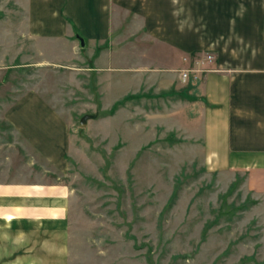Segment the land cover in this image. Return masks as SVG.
Wrapping results in <instances>:
<instances>
[{
	"label": "crops",
	"instance_id": "crops-1",
	"mask_svg": "<svg viewBox=\"0 0 264 264\" xmlns=\"http://www.w3.org/2000/svg\"><path fill=\"white\" fill-rule=\"evenodd\" d=\"M9 2L0 8V72L22 65L40 77L46 64L83 58L115 101L181 94L165 100L166 127L208 167L247 171L249 188L264 192V0ZM46 89L38 81L0 106L33 157L23 166L0 144V264H70L75 191L48 171L66 173L76 139Z\"/></svg>",
	"mask_w": 264,
	"mask_h": 264
},
{
	"label": "rangeland",
	"instance_id": "rangeland-1",
	"mask_svg": "<svg viewBox=\"0 0 264 264\" xmlns=\"http://www.w3.org/2000/svg\"><path fill=\"white\" fill-rule=\"evenodd\" d=\"M11 6L0 0L1 9ZM79 59L46 64L40 77L22 65L0 72V106L44 81L71 124L74 159L66 173L48 171L75 191L70 264H264V192L249 188L247 171L229 177L208 167L196 146L166 127L165 100L181 94L146 90L115 101L120 95H102L91 62ZM2 114L0 107L3 151L32 165Z\"/></svg>",
	"mask_w": 264,
	"mask_h": 264
},
{
	"label": "water",
	"instance_id": "water-1",
	"mask_svg": "<svg viewBox=\"0 0 264 264\" xmlns=\"http://www.w3.org/2000/svg\"><path fill=\"white\" fill-rule=\"evenodd\" d=\"M81 43H82V45H85V41L82 38H81ZM90 118H91V115H89V114L84 115L80 121V127H83V128L86 127L88 119H90Z\"/></svg>",
	"mask_w": 264,
	"mask_h": 264
},
{
	"label": "trees",
	"instance_id": "trees-1",
	"mask_svg": "<svg viewBox=\"0 0 264 264\" xmlns=\"http://www.w3.org/2000/svg\"><path fill=\"white\" fill-rule=\"evenodd\" d=\"M133 96H137V94H136V95L129 94V95H127V96L125 97L124 100H126V99H128V98H131V97H133ZM124 100H123V101H124ZM120 103H121V102H119L118 104H120ZM118 104L115 105V107L113 108L114 110L116 109V107H117ZM113 109H112V110H113ZM114 110H113V111H114ZM173 199H174V195H172V197L169 199V202H168V205H167L168 207L171 205Z\"/></svg>",
	"mask_w": 264,
	"mask_h": 264
},
{
	"label": "built area",
	"instance_id": "built-area-1",
	"mask_svg": "<svg viewBox=\"0 0 264 264\" xmlns=\"http://www.w3.org/2000/svg\"><path fill=\"white\" fill-rule=\"evenodd\" d=\"M212 56H210V58H211ZM187 75V73H184V76H186Z\"/></svg>",
	"mask_w": 264,
	"mask_h": 264
}]
</instances>
